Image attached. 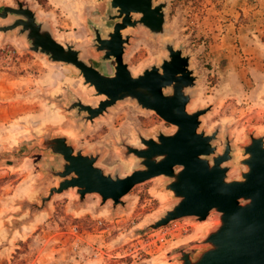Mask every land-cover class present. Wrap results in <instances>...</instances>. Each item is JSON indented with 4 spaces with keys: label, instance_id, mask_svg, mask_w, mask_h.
<instances>
[{
    "label": "rangeland",
    "instance_id": "obj_1",
    "mask_svg": "<svg viewBox=\"0 0 264 264\" xmlns=\"http://www.w3.org/2000/svg\"><path fill=\"white\" fill-rule=\"evenodd\" d=\"M21 1L58 41L75 44L85 60L101 62V53L91 46L89 21L103 33L110 29L104 19L108 0ZM228 7L225 0H168V32L154 36L142 25L126 29L131 38L124 61L134 74L160 63L167 53L165 41L190 54L197 83L188 90L193 95L187 109L212 106L201 116L199 129L211 133L220 128L214 143L218 151L228 132L234 155L227 163L231 179L244 169L237 160L248 133L264 135V7L254 15ZM10 21L0 18V25ZM76 96L85 102L99 99L83 84L78 69L31 51L18 29L0 32V264H178L180 248L197 255L205 247L199 241L217 226L219 213L212 211L201 222L194 217L171 221L178 227L167 233L165 226L146 228L176 201L163 188L165 176L134 186L123 197L125 206L116 210L111 201L101 205L96 193L79 204L70 189L54 194L43 209L30 211L27 203L40 204V197L57 183L45 168L58 169V155L27 154L48 130L66 136L84 153L101 151L96 165L125 175L137 160L123 156L121 141L138 144V131L152 136L175 129L134 100L118 101L94 122L84 123L59 105L67 106Z\"/></svg>",
    "mask_w": 264,
    "mask_h": 264
},
{
    "label": "water",
    "instance_id": "obj_2",
    "mask_svg": "<svg viewBox=\"0 0 264 264\" xmlns=\"http://www.w3.org/2000/svg\"><path fill=\"white\" fill-rule=\"evenodd\" d=\"M109 11L104 18L110 29L103 33L89 21L93 32L91 46L101 53V62L85 60L75 44L58 41L51 27L38 20L28 5L14 7L0 5V18L11 21L0 25V32L18 29L28 48L44 54L49 61L62 62L78 69L83 84L99 98L93 105L76 96L67 106L59 105L84 123L104 115L118 101L134 100L146 110L154 111L166 123L175 126L172 132L161 130L152 136L137 132L138 144L121 141L125 158L137 162L131 172L121 175L108 173L96 165L102 152L84 153L64 135H52L48 130L40 142L27 149V154L50 151L61 158L58 169L47 166L49 177L57 178L48 194L27 203L31 212L43 209L50 198L67 190H74L78 203L86 195L96 193L100 204L111 201V208L126 202L123 197L134 186L156 176L168 181L164 190L176 201L156 220L146 226L158 229L171 221L194 217L204 221L210 212L219 213L218 224L199 241L205 247L197 255L186 248L176 251L178 264H264V135L248 133L249 141L241 146L238 164L242 165L237 178L228 179L234 159L232 139L228 132L222 151L214 145L220 128L211 133L200 130L201 116L212 106L188 111L192 89L197 76L190 68V54L182 47L165 41L166 55L160 63L146 66L134 74L124 61V53L131 35L128 28L144 26L154 36L164 35L168 0H108Z\"/></svg>",
    "mask_w": 264,
    "mask_h": 264
},
{
    "label": "crops",
    "instance_id": "obj_3",
    "mask_svg": "<svg viewBox=\"0 0 264 264\" xmlns=\"http://www.w3.org/2000/svg\"><path fill=\"white\" fill-rule=\"evenodd\" d=\"M225 0L228 4V11H236L238 14L245 11H251L252 14L260 13L264 7V0ZM248 3V4H247ZM241 10V11H240Z\"/></svg>",
    "mask_w": 264,
    "mask_h": 264
},
{
    "label": "flooded vegetation",
    "instance_id": "obj_4",
    "mask_svg": "<svg viewBox=\"0 0 264 264\" xmlns=\"http://www.w3.org/2000/svg\"><path fill=\"white\" fill-rule=\"evenodd\" d=\"M2 4L19 7V6H24L26 3L22 2L21 0H13V2H3Z\"/></svg>",
    "mask_w": 264,
    "mask_h": 264
},
{
    "label": "built area",
    "instance_id": "obj_5",
    "mask_svg": "<svg viewBox=\"0 0 264 264\" xmlns=\"http://www.w3.org/2000/svg\"><path fill=\"white\" fill-rule=\"evenodd\" d=\"M171 223H172V222L168 223V224L165 226V228H166L165 233H167L169 230H170V231H175L176 228L178 227L177 225H175V224H171Z\"/></svg>",
    "mask_w": 264,
    "mask_h": 264
},
{
    "label": "bare ground",
    "instance_id": "obj_6",
    "mask_svg": "<svg viewBox=\"0 0 264 264\" xmlns=\"http://www.w3.org/2000/svg\"><path fill=\"white\" fill-rule=\"evenodd\" d=\"M99 98H103V97H99ZM88 103H91V104H95L96 103V101H87Z\"/></svg>",
    "mask_w": 264,
    "mask_h": 264
},
{
    "label": "trees",
    "instance_id": "obj_7",
    "mask_svg": "<svg viewBox=\"0 0 264 264\" xmlns=\"http://www.w3.org/2000/svg\"><path fill=\"white\" fill-rule=\"evenodd\" d=\"M178 1H183V2H185V3H188V2H191V1H193V0H178Z\"/></svg>",
    "mask_w": 264,
    "mask_h": 264
}]
</instances>
